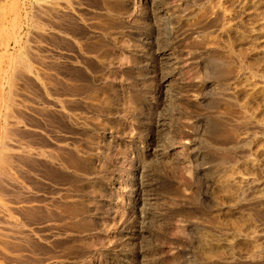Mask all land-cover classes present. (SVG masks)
<instances>
[{
	"label": "rangeland",
	"instance_id": "rangeland-1",
	"mask_svg": "<svg viewBox=\"0 0 264 264\" xmlns=\"http://www.w3.org/2000/svg\"><path fill=\"white\" fill-rule=\"evenodd\" d=\"M45 3L0 0V264H264V0Z\"/></svg>",
	"mask_w": 264,
	"mask_h": 264
},
{
	"label": "bare ground",
	"instance_id": "bare-ground-1",
	"mask_svg": "<svg viewBox=\"0 0 264 264\" xmlns=\"http://www.w3.org/2000/svg\"><path fill=\"white\" fill-rule=\"evenodd\" d=\"M36 2H38V4H42L43 2H46V3H48V4H52V3H54V0H35ZM45 3V4H46ZM11 5H12V3H11ZM11 5H10V7H8L9 8V10H11L12 11V9H15V8H12L11 7ZM7 7H6V9H8ZM6 9H5V7H0V40L2 41V39L3 38H5L4 39V41H5V51H6V49H7V47L9 46V41L7 40V39H9V35H7V33L6 32H8L7 31V29H9V28H7L8 27V25L6 26L5 25V22H6V14L8 13V12H6ZM17 10V9H16ZM11 13V12H10ZM33 16V15H32ZM16 15H15V17H13L11 20H10V28H11V32L13 33V31L12 30H14V27H15V25L17 24L16 23ZM25 17V16H24ZM9 20V19H8ZM9 24V23H8ZM16 29V28H15ZM18 29V28H17ZM6 31V32H5ZM10 34V33H9ZM14 34V33H13ZM14 38H13V43H12V45L14 44V46H16V44H19L18 43V41H17V39H15V37L16 36H13ZM10 38H11V36H10ZM20 40V39H19ZM4 43L2 42V44L1 45H3ZM18 49V48H17ZM21 49V48H20ZM17 51V50H16ZM6 53V52H5ZM8 54H11V53H8ZM14 54H16V53H14ZM18 54V53H17ZM3 56V55H2ZM11 56V55H10ZM18 56V55H17ZM13 57V58H11L10 59V57L8 56V58L10 59L9 61H7V62H10L9 63V66H12V73H11V76L12 77H14L15 76V74L18 72L19 73V71H18V66H20L21 64H19L20 62H22V60H23V58L21 59L20 58V56L19 57ZM12 57V56H11ZM5 58H6V56H5ZM8 58H6V59H8ZM2 60H4L3 58H2ZM0 61H1V59H0ZM6 62V63H7ZM24 63H22V65H23ZM1 67V66H0ZM24 67V66H23ZM10 68V67H9ZM31 67H29L27 64L25 65V69L26 70H28V71H31V69H30ZM6 69V68H5ZM0 70H2V68H0ZM6 71V70H5ZM5 71H3L4 72V74H5ZM9 71V70H8ZM7 71V72H8ZM3 72H1V73H3ZM32 72V71H31ZM37 72V71H36ZM0 73V74H1ZM10 73V72H9ZM8 73V74H9ZM3 74V75H4ZM36 77L38 76L37 75V73H33ZM14 75V76H13ZM6 76V75H5ZM10 76V75H9ZM8 76V77H9ZM10 76V77H11ZM16 77H17V75H16ZM15 77V78H16ZM39 77V76H38ZM37 77V78H38ZM5 80H6V78H5ZM5 80H4V83H5ZM8 80V79H7ZM6 80V81H7ZM10 81H11V78H10ZM7 83H9V80H8V82ZM2 90V89H1ZM14 91V90H13ZM9 95H10V92H9ZM20 95V94H19ZM2 101V100H1ZM11 101V100H10ZM9 102V101H8ZM12 102V101H11ZM5 103V102H4ZM1 105V104H0ZM6 106H7V103L5 104ZM1 107V106H0ZM9 108V107H8ZM6 110H7V108H6ZM1 112V111H0ZM7 112V111H6ZM6 112L5 113H3V125L1 126V128H4L5 126H6ZM15 112V111H14ZM2 113V112H1ZM8 114V113H7ZM12 120V119H11ZM9 122V121H8ZM1 143V142H0ZM5 143H7V141L5 142ZM4 143V141L1 143L2 145H1V147H0V168L2 169V167L4 166V164H6L5 162H6V159H7V155H5V151L7 150V149H9V147L6 145ZM8 151V150H7ZM7 166V165H6ZM4 170V169H3Z\"/></svg>",
	"mask_w": 264,
	"mask_h": 264
}]
</instances>
